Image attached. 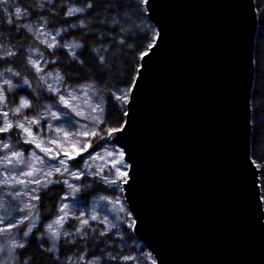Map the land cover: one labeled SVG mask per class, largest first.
Masks as SVG:
<instances>
[{"label":"snow or ice","instance_id":"obj_1","mask_svg":"<svg viewBox=\"0 0 264 264\" xmlns=\"http://www.w3.org/2000/svg\"><path fill=\"white\" fill-rule=\"evenodd\" d=\"M248 4L254 24L264 26L255 0ZM161 6V0H31L27 4L24 0H0V26L16 33V39L25 36L44 47L43 51L34 47L25 52L10 41L0 42V150L4 151L0 186L11 189L7 195L16 201L0 217V236L6 240L0 253L7 252L0 264H37L33 246L48 254L52 264H137L135 256L106 251L101 245L114 243L113 236L123 239L125 232L138 231L143 223L131 204L145 176L137 148L125 141L136 133L150 66L168 39L167 26L156 19ZM231 7L242 14L245 0H232ZM124 12L129 16L122 23ZM132 16L142 26L126 30L124 24ZM144 21H155V25L143 26ZM117 46L124 66L114 74L117 65L109 61L108 54ZM45 52L51 59H45ZM59 55L70 59L57 64ZM259 55L255 49L249 52L251 71L257 75L264 71ZM20 59L22 69L17 65ZM73 68L86 69L88 78L72 83L77 79ZM29 76L42 88L33 89ZM109 77L116 79L118 86L109 83ZM97 80L105 82L107 97L100 94ZM45 93L51 102L41 104ZM259 94L258 88L245 96L244 151L230 159V166L237 196L256 210L264 234V159L258 160L253 151L257 137L264 136L254 119ZM109 104L115 112L109 110ZM9 133L17 137V144L32 145L43 156L16 147ZM74 160L75 164L70 163ZM96 161L99 164L93 163ZM246 175L251 176L250 185L244 182ZM54 184L67 191L59 197L54 217L49 214L42 219L38 204L33 202L40 201L41 190L47 196L46 190ZM94 186L108 193L99 197L104 201L103 214L95 204L89 209L85 198L77 195L82 190L92 192ZM21 196L28 200L21 201ZM12 212L23 215L16 217ZM109 214H113L112 220ZM69 220L75 221L70 225L72 231L64 228ZM62 248L66 253L70 249L72 255L62 258ZM150 264H158L157 258L152 257Z\"/></svg>","mask_w":264,"mask_h":264},{"label":"water","instance_id":"obj_2","mask_svg":"<svg viewBox=\"0 0 264 264\" xmlns=\"http://www.w3.org/2000/svg\"><path fill=\"white\" fill-rule=\"evenodd\" d=\"M231 3L161 0L158 9L168 39L125 141L145 176L131 204L143 218L134 234L158 264H264L257 212L238 198L230 166L244 151L258 24L248 0L242 14Z\"/></svg>","mask_w":264,"mask_h":264},{"label":"trees","instance_id":"obj_3","mask_svg":"<svg viewBox=\"0 0 264 264\" xmlns=\"http://www.w3.org/2000/svg\"><path fill=\"white\" fill-rule=\"evenodd\" d=\"M31 2V0H24V3L27 4ZM122 2L126 3L127 0H122ZM256 5L259 7V11L261 14V17L264 18V0H255ZM105 16H107V13H104ZM129 16L128 12H124L121 21L123 23L124 18H127ZM42 22V21H40ZM149 21H144L143 26H147ZM152 24V23H151ZM141 27V22L139 20H136L134 16L131 17L130 21L128 23L124 24V27L126 30H131L133 26ZM109 26H111L109 24ZM70 31L75 32L76 29H70ZM0 36L5 42H11L12 44L17 45V47H23V49L26 51L27 48H34L39 47L41 51L44 50L43 45H40L38 41H35L34 39H30L25 36H21V38L16 39V33H9L6 30L3 29L2 26H0ZM59 39V37H58ZM70 41L76 39L74 37H68ZM255 50L259 52V58L264 61V26H261L258 24V31L257 36L255 40ZM127 51V50H125ZM121 57V49L119 46L113 48L108 54V59L110 62L115 63L117 65V68L113 69V73L124 66L123 59ZM45 58L51 59V57L48 56L47 52H45ZM70 57L66 55H59L57 57V64H66ZM23 60L20 59L17 61V65L22 69L23 67ZM51 67V65H49ZM260 67L264 68V64L260 65ZM62 71H67L66 68H62ZM73 72L77 73V79L72 81V83L77 82H83L85 79L88 78V71L86 69H79V68H73ZM29 79L31 81L33 89H39L42 88V85L38 84V82L35 79H32L31 76H29ZM109 83L117 85L118 81L112 77H109ZM96 86L98 89H100V94L107 97V90L105 87V82L103 80H97ZM259 88L260 94L256 96L255 104L257 108V114L254 116V119L256 121L257 127L259 128V131L261 133H264V71H262L259 75L255 73V81H254V89L253 93L257 91ZM19 91V90H18ZM48 94L45 93L43 98L41 99V104L50 103L47 99ZM86 107V106H85ZM109 110L112 112H115V109L112 108L111 104H109ZM115 119V117H113ZM253 151L255 155L257 156V159H264V136H258L257 142L253 144ZM83 156H87V153H85ZM264 167V166H262ZM45 190H41L39 192V195L41 197L39 202H36L38 204V208L40 211L41 218L43 219L44 216L51 214L54 217L55 210L57 205L59 204V197L65 192V190L62 188L61 185H52L49 186V188L46 190L48 192V195H44ZM102 195H108V193H105L101 188L98 186H94L93 191L90 193H84L83 190L80 192V196L84 197L86 200V203L89 204H95L96 210L98 213L103 214V205L104 201L99 200V197ZM71 198L69 199V201ZM110 208H114L116 206L109 205ZM113 214H109V219L112 220ZM75 221L69 220L67 223H65L64 228L72 231L70 228V225L74 224ZM119 225V221H113ZM94 223V222H93ZM97 227L102 228L103 225H98ZM23 228V226H21ZM15 232L16 229H13ZM0 238L6 242L5 238L3 236H0ZM112 240L114 243H109L107 245H101V247L105 248L106 251H112L113 249L116 252H120L123 254H131L132 256H135L137 258V264H150L151 258L153 255L150 253V251L146 248L144 244H142L135 236L134 232L127 231L125 232L123 239H120L116 236L112 237ZM35 243V242H34ZM92 240L91 237L89 238V245H91ZM32 254L37 258V264H52V261L49 259L48 254L41 252L37 247L33 246L31 248ZM67 255H72L71 250L69 249L67 253L65 252V249H61L60 255L63 258ZM113 264H116V262H113Z\"/></svg>","mask_w":264,"mask_h":264},{"label":"rangeland","instance_id":"obj_4","mask_svg":"<svg viewBox=\"0 0 264 264\" xmlns=\"http://www.w3.org/2000/svg\"><path fill=\"white\" fill-rule=\"evenodd\" d=\"M40 23H43V21L42 22H40ZM0 42H5L2 38H1V36H0ZM31 50V48H27L26 49V51L25 52H28V51H30ZM33 55H35V53H33ZM46 59V58H45ZM17 81L14 79V83H16ZM23 87H25L26 88V86H23ZM19 90V89H18ZM11 106V105H10ZM55 110V109H54ZM10 118H11V113H10ZM2 121H3V117H0V123H2ZM53 123H59V122H57V121H52ZM8 136H11V142L13 143V144H16V147H18V148H23V149H25V150H31V151H35L38 155H40V156H43V153H40L39 152V149H35L34 148V146H32V145H26V144H22V143H20V144H17L16 143V141H17V137L15 136V135H13L12 133H9V134H7ZM85 154V153H84ZM84 154H82V155H84ZM4 155V151L3 150H0V156H3ZM25 159L27 160L28 159V151H25ZM80 159V157H77V160H79ZM77 161L76 160H74V161H71L70 163H72V164H75ZM93 163H97V164H99V161H96V162H93ZM3 170H4V166L2 165V164H0V180H3L4 179V176H3ZM55 185V184H54ZM57 185H59V184H57ZM50 186H52V185H50ZM17 187H19V186H17ZM33 187H35V186H33ZM11 189H9V188H7V187H4V186H0V217H4L5 215H6V213H5V209H7L8 207H9V204L10 203H16V201H12V198L10 197V196H8L7 195V193L10 191ZM65 190V192L67 191L66 189H64ZM78 196H80V193H78L77 194ZM20 200L21 201H27L28 200V197L27 196H21L20 197ZM69 203H71V200L70 201H68ZM33 203H36V202H33ZM86 205H87V207L89 208V209H91V207L93 206L92 204H89V203H86ZM11 215H13V216H16V217H19L20 215H23V213H18V212H12L11 213ZM77 215H78V213H77ZM6 222V221H5ZM75 223V222H74ZM23 228H21V230H22ZM17 231V230H16ZM6 244V242L5 241H3L1 238H0V245H5ZM151 253V252H150ZM6 255H7V252H6V249H5V252H3V253H0V259H3V258H5L6 257Z\"/></svg>","mask_w":264,"mask_h":264},{"label":"bare ground","instance_id":"obj_5","mask_svg":"<svg viewBox=\"0 0 264 264\" xmlns=\"http://www.w3.org/2000/svg\"><path fill=\"white\" fill-rule=\"evenodd\" d=\"M258 31V30H257ZM257 36V35H256ZM256 40V39H255ZM255 49V48H254ZM142 243V242H141ZM143 244V243H142ZM152 254V253H151ZM153 255V254H152Z\"/></svg>","mask_w":264,"mask_h":264}]
</instances>
